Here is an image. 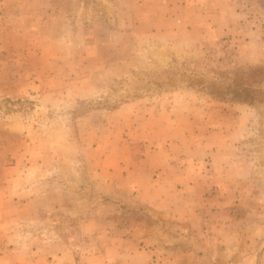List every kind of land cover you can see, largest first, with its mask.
<instances>
[{
    "label": "rangeland",
    "instance_id": "374dc122",
    "mask_svg": "<svg viewBox=\"0 0 264 264\" xmlns=\"http://www.w3.org/2000/svg\"><path fill=\"white\" fill-rule=\"evenodd\" d=\"M263 80L264 0H0V264H264ZM169 148L186 224L121 175Z\"/></svg>",
    "mask_w": 264,
    "mask_h": 264
},
{
    "label": "crops",
    "instance_id": "0c3cea01",
    "mask_svg": "<svg viewBox=\"0 0 264 264\" xmlns=\"http://www.w3.org/2000/svg\"><path fill=\"white\" fill-rule=\"evenodd\" d=\"M152 130V129H150ZM153 132V131H151ZM151 132H148L145 134V136L149 135ZM131 139V142L132 144H136L138 141L144 139V138H129ZM134 139V140H133ZM162 139L164 138H149V143H150V146H154L156 145L157 143H160V144H163L165 142V145L166 144H169V146H172V144H177L178 141L179 142H189V141H193L192 138H166V141H162L160 142ZM189 139V140H188ZM198 138L194 139L193 142H197ZM200 149L202 150V152L200 151ZM198 151L201 155H203L201 157H199L197 159V163H198V166H199V163L202 161L203 163H206V158L208 157L209 154H207V150L206 151H203L204 148H200ZM156 150V149H155ZM170 148L167 149L166 151H162L161 154L165 156V159L162 160V164H160V168L159 169L161 172H160V175L158 178H155L154 175L151 176V173H150V168L148 167H144L143 168V172L141 173L139 170H138V162H140V164H150L152 165V157L155 153V151L153 152H150L145 155L143 158L140 159V161H136L133 165L131 164L132 162H128V166L127 167H122V174L121 175H125L126 174V181H128V185H126V188L128 191L131 190V188L134 186L132 185V183H134L136 180L138 181L136 183V185H138V190H137V196L140 197V201L141 203H144L146 205H148L149 207H151L152 209H154L155 211H158V213L160 214H163V215H169L170 218H176L177 221L181 224H186L187 221H191L192 218H194L192 214H189L187 213L186 216H182L180 215V213H178L177 211V207L180 206L181 204L184 205V206H189L191 204L190 202V198L188 195H186V191L188 190L187 189V181L192 177L190 175V170L192 168H187V167H184L183 168V163L181 162L182 160V157L178 158L177 159V156H173L171 155V153L169 152ZM151 151H153L151 149ZM180 155H183V154H180ZM183 160L184 161H187V162H190L191 160H188V158L185 159V156H183ZM193 157V158H192ZM192 161L195 160L196 157L192 156ZM175 159V160H174ZM174 161V162H172ZM132 165V169H130ZM176 167L177 169L174 170V174L171 172L172 170V167ZM171 167V169H170ZM200 170H202L201 166H199ZM206 173H204L203 175H209L208 173V169H207V166H206ZM196 170H193L192 171V174H196L195 173ZM115 172H112L111 173V176L113 177V174ZM174 175V176H173ZM176 176V177H175ZM152 177V178H150ZM186 177H190L188 179H186ZM196 181H194V186H192V194L194 192V195L199 196L200 198H203L205 196V188H201L199 187V184H198V179H197V175H196ZM119 180V181H122L120 180L118 177H114V180ZM176 179L178 181L181 182L182 186H178L175 184V181ZM181 179H184V180H181ZM113 180V179H112ZM209 180V177L207 178V181ZM177 181V182H178ZM118 182V181H117ZM172 182V183H170ZM120 185V184H119ZM123 185H121L120 187H122ZM199 192V193H198ZM202 192V193H200ZM177 193V195H179L180 197L178 196H175ZM168 214H167V213ZM168 219L169 217L166 216ZM183 234V232H182ZM181 234V235H182ZM142 248H144L143 246H141ZM150 251H145V248H144V251L140 252V255L141 257L137 254L138 252H135V255H137V257L139 258H142L146 263H148L149 261H152L153 260V256H150L149 254ZM124 252L120 251V254H123ZM148 253V254H146ZM174 253H172V256H174ZM64 256V255H63ZM149 256L151 258H149ZM87 260H92L91 258H87ZM168 264H172V261L170 260V258H168ZM100 264H102L101 260L99 261Z\"/></svg>",
    "mask_w": 264,
    "mask_h": 264
},
{
    "label": "trees",
    "instance_id": "16d2710c",
    "mask_svg": "<svg viewBox=\"0 0 264 264\" xmlns=\"http://www.w3.org/2000/svg\"><path fill=\"white\" fill-rule=\"evenodd\" d=\"M258 71H259V70H258ZM256 72H257V71H253V72H252V76L255 75V74H257ZM263 81H264V80H263ZM246 93H247L248 95L251 94V90H246ZM252 100H253V98H249V100H247L246 103H247V102H251Z\"/></svg>",
    "mask_w": 264,
    "mask_h": 264
}]
</instances>
